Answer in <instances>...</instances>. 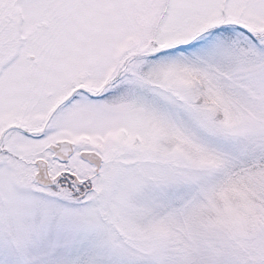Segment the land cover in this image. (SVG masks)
I'll use <instances>...</instances> for the list:
<instances>
[{
	"label": "snow or ice",
	"instance_id": "snow-or-ice-1",
	"mask_svg": "<svg viewBox=\"0 0 264 264\" xmlns=\"http://www.w3.org/2000/svg\"><path fill=\"white\" fill-rule=\"evenodd\" d=\"M0 264H264V0H0Z\"/></svg>",
	"mask_w": 264,
	"mask_h": 264
}]
</instances>
